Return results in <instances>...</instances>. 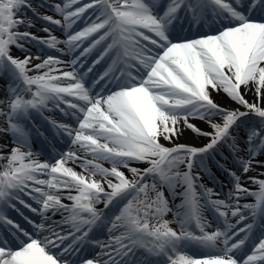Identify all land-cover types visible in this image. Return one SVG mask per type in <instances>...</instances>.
<instances>
[{
    "label": "snow or ice",
    "instance_id": "6c2138e0",
    "mask_svg": "<svg viewBox=\"0 0 264 264\" xmlns=\"http://www.w3.org/2000/svg\"><path fill=\"white\" fill-rule=\"evenodd\" d=\"M79 3L42 0L61 20L31 0H0V264H264V0ZM22 9L67 38L20 31L34 27ZM88 10L95 18L69 32ZM28 42L73 58H42ZM50 103L76 126L44 117L38 127L32 114ZM186 131L191 142L177 143ZM65 136L72 149L37 158L36 140L55 151ZM203 176L227 187L223 198ZM14 201L33 214L31 231L7 218Z\"/></svg>",
    "mask_w": 264,
    "mask_h": 264
},
{
    "label": "bare ground",
    "instance_id": "6f19581e",
    "mask_svg": "<svg viewBox=\"0 0 264 264\" xmlns=\"http://www.w3.org/2000/svg\"><path fill=\"white\" fill-rule=\"evenodd\" d=\"M31 1H33V2H32L33 7L36 8L39 12H41V13H43V14L53 15L54 18H56V19H60V18H61V16H60L59 14L55 13L53 9H51V8H49V7H47V8H46V7H41V6H40L41 3L39 2V0H31ZM54 1H58V0H54ZM23 13H26V16L29 15L28 12H26V11H22V14H23ZM26 16H25V19L27 20L29 17H26ZM39 21H40V20H39ZM32 22H33V21H32ZM33 24H34V27H32V28L21 27V28H20V31H27L28 29H30V32L34 33V34L37 35V36H40V37H44V36H46V33H44V32L42 31V28L45 27V26H48V25H45V23H44L43 21H40L39 23H34V22H33ZM53 34L56 35L58 38H60V36L62 35L61 32H57V31H53ZM26 47H28V48L30 49V51H31L34 55L41 54L37 49H35L31 44H29V42L26 44ZM14 54L17 55V56H20L21 58H23V55H24L23 53L20 52L19 49H14ZM42 58H43V57H42ZM35 62H39V61H34V63H35ZM65 70H67V69H65ZM34 74H35V73H34ZM0 83H1V81H0ZM213 95H214V97H215L217 100H221V98L223 97V93H220L219 95H217V94L214 93ZM248 98L251 99V94H249ZM0 99H3L1 93H0ZM222 102H224L225 104L228 103L226 99H224ZM193 122L196 123L199 127L206 128V125H204V124H203L202 122H200V121H193ZM62 123H70V122H68L67 120H63ZM70 124H71V123H70ZM191 139H192V134L190 133V131H186V132L184 133V135L181 136V137L179 138V140H177L176 142H177V143H187V142H191ZM162 142H163V141H162ZM169 146H171V145H169ZM72 148H73V146L71 145V146L68 148L67 151H69V150L72 149ZM33 151H34V150H33ZM67 151H65V152H67ZM101 163H103V166H104V167H111L110 163H108V162H103V161H102ZM67 166H68V167H72V168H73L75 171H77V172L82 171V169L79 167V163H78V162H72V161H69ZM134 166H138V167H141V168H143V167H147L146 164H137V165H134ZM125 171H126V170H125ZM256 171L259 172V171H261V170H260V169H257ZM126 174H128V173L126 172ZM253 174H255V173H253ZM38 178H39V179H43V178H41L40 175L38 176ZM262 178H264V177H262ZM207 179H208L207 176H204V178H202V183L205 184ZM208 185H213V183H212V182H211V183H208ZM213 186H214V185H213ZM64 195L66 196L67 193L65 192ZM221 198H223V197L221 196ZM26 202L30 203L29 201H26ZM244 202H246V201H241V203H244ZM64 203H70V201H68L67 199H65V200H64ZM35 206H36V205H35ZM35 206H34V207H35ZM101 207H102V205H101ZM30 218H32V217H30ZM54 219L59 220V219H61V217H60L59 215H57V216L54 217ZM233 222H234V221H233ZM241 226H243V225H241ZM104 239H106V236L104 237ZM104 239H103V240H104ZM100 240H102V239H100Z\"/></svg>",
    "mask_w": 264,
    "mask_h": 264
},
{
    "label": "rangeland",
    "instance_id": "374dc122",
    "mask_svg": "<svg viewBox=\"0 0 264 264\" xmlns=\"http://www.w3.org/2000/svg\"><path fill=\"white\" fill-rule=\"evenodd\" d=\"M225 192H227V190L225 189Z\"/></svg>",
    "mask_w": 264,
    "mask_h": 264
}]
</instances>
